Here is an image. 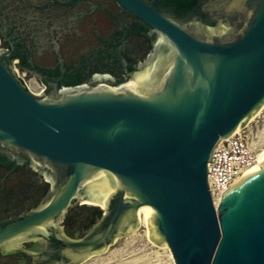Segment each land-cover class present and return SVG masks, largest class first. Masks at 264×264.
Instances as JSON below:
<instances>
[{
  "label": "water",
  "instance_id": "water-1",
  "mask_svg": "<svg viewBox=\"0 0 264 264\" xmlns=\"http://www.w3.org/2000/svg\"><path fill=\"white\" fill-rule=\"evenodd\" d=\"M114 2L154 38L117 85L53 81L38 95L0 51V154L50 181L35 208L0 222V256L81 264L137 230L143 208L150 240L168 246L175 264H264V164L218 208L208 183L217 145L264 108V0H202L186 10ZM90 199L105 210L69 237L62 221Z\"/></svg>",
  "mask_w": 264,
  "mask_h": 264
},
{
  "label": "flooded vegetation",
  "instance_id": "flooded-vegetation-1",
  "mask_svg": "<svg viewBox=\"0 0 264 264\" xmlns=\"http://www.w3.org/2000/svg\"><path fill=\"white\" fill-rule=\"evenodd\" d=\"M201 1L160 0V5L186 10ZM153 48L154 38L114 0H0V51L11 55L16 74L40 81L42 93L52 92L53 81L64 88L117 85ZM49 183L39 169L0 154V222L35 208ZM83 205L62 221L71 238L95 219ZM0 264L45 263L14 254L0 256Z\"/></svg>",
  "mask_w": 264,
  "mask_h": 264
},
{
  "label": "rangeland",
  "instance_id": "rangeland-1",
  "mask_svg": "<svg viewBox=\"0 0 264 264\" xmlns=\"http://www.w3.org/2000/svg\"><path fill=\"white\" fill-rule=\"evenodd\" d=\"M21 75H23L21 73ZM28 80V79H27ZM31 89L35 94H41L44 88L43 84L36 79L28 80ZM252 145L256 149L264 147V110L255 121L250 122L248 126ZM88 207L92 206L87 204ZM94 207V206H92ZM97 210L104 211L100 206ZM33 240L26 241L24 248L32 249ZM164 248L153 247L147 237V229L140 226L131 234H126L118 238L105 252L93 255L81 264H175L173 257H170L169 251ZM171 251V250H170ZM13 255L6 252L1 256Z\"/></svg>",
  "mask_w": 264,
  "mask_h": 264
},
{
  "label": "built area",
  "instance_id": "built-area-1",
  "mask_svg": "<svg viewBox=\"0 0 264 264\" xmlns=\"http://www.w3.org/2000/svg\"><path fill=\"white\" fill-rule=\"evenodd\" d=\"M30 91L33 92L24 74L18 73ZM34 93V92H33ZM257 151L246 129L236 132L232 137L222 140L215 148L209 163L208 175L209 190L215 205L216 198L223 195L242 177L246 172L256 166L258 162Z\"/></svg>",
  "mask_w": 264,
  "mask_h": 264
},
{
  "label": "bare ground",
  "instance_id": "bare-ground-1",
  "mask_svg": "<svg viewBox=\"0 0 264 264\" xmlns=\"http://www.w3.org/2000/svg\"><path fill=\"white\" fill-rule=\"evenodd\" d=\"M263 110H264V108L262 109V111ZM262 111L251 122L255 121L256 118H258L260 116ZM238 131H240V130H238ZM257 156H258V162H257L256 166L253 167L252 169L248 170L246 172V174L242 177V179L247 177V176H249L250 174H252L256 170H258L264 164V147L260 148L257 151ZM103 202H104V200L103 201H98L97 199H90L88 201V204H90L92 206H100L102 209H105V206L101 205ZM91 203H94V204H91ZM220 204H221V198H216L215 199V207L218 208L220 206ZM139 220H140L141 226H143V227H145L147 229V237H148L150 243L152 244V246L156 247V248H159V249L160 248H164L163 250L169 251L170 257L172 258L173 254L170 251V248L168 246L160 247V246H157L156 244H154L150 240V230H149V223H148V220H147V211L145 209H143V208H141L140 211H139Z\"/></svg>",
  "mask_w": 264,
  "mask_h": 264
},
{
  "label": "trees",
  "instance_id": "trees-1",
  "mask_svg": "<svg viewBox=\"0 0 264 264\" xmlns=\"http://www.w3.org/2000/svg\"><path fill=\"white\" fill-rule=\"evenodd\" d=\"M88 210H90L91 212H93V216H98L100 215L102 212L97 210V209H94V208H91V207H87Z\"/></svg>",
  "mask_w": 264,
  "mask_h": 264
}]
</instances>
